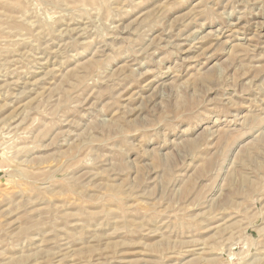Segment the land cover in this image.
I'll use <instances>...</instances> for the list:
<instances>
[{
  "label": "rangeland",
  "instance_id": "1",
  "mask_svg": "<svg viewBox=\"0 0 264 264\" xmlns=\"http://www.w3.org/2000/svg\"><path fill=\"white\" fill-rule=\"evenodd\" d=\"M0 264H264V0H0Z\"/></svg>",
  "mask_w": 264,
  "mask_h": 264
}]
</instances>
